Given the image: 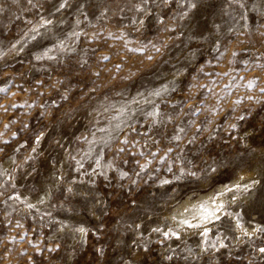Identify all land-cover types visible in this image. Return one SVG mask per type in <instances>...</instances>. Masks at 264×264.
<instances>
[{"label": "rangeland", "instance_id": "1", "mask_svg": "<svg viewBox=\"0 0 264 264\" xmlns=\"http://www.w3.org/2000/svg\"><path fill=\"white\" fill-rule=\"evenodd\" d=\"M60 2L0 0V264H264V0ZM121 120L107 147L78 139ZM89 147L77 171L69 154ZM101 149L111 164L93 172ZM253 181L225 208L243 230L222 215L204 238L168 216L183 196ZM169 226L178 238L152 231Z\"/></svg>", "mask_w": 264, "mask_h": 264}, {"label": "snow or ice", "instance_id": "2", "mask_svg": "<svg viewBox=\"0 0 264 264\" xmlns=\"http://www.w3.org/2000/svg\"><path fill=\"white\" fill-rule=\"evenodd\" d=\"M143 2L146 4V3H148V0H143ZM163 2L166 4L168 2V0H163ZM230 2L233 3V4H238L241 8L244 7V4H243L242 0H230ZM29 3L31 4L32 0H29ZM187 3H188L189 7H195V4L192 3V0H187ZM67 4H68V0H61V2L59 4V7L56 10L59 11L60 9L65 8L67 6ZM2 10L3 9H0V11H2ZM137 10L138 11H142L143 9L138 7ZM186 14L187 13H185V15ZM51 23H52L51 20L44 19L43 16H42L40 23L37 26H35L32 29H30L31 32L35 33V35H32L30 37V39H32V40L36 39V36L40 35L39 29L43 28V27H45L47 25H50ZM141 23H143V21H141ZM25 35L27 36L28 34L26 33ZM20 42L21 41H17L16 44H19ZM16 44L12 45L13 49L16 48ZM152 47L156 51H159V48H156L155 45H152ZM130 51L143 52L144 49L143 48H138V49L134 48V49H130ZM3 55H4V53L2 51H0V58H2ZM233 55H235V53H233ZM39 58L40 57H37V59H39ZM147 58L151 59L152 57L148 56ZM104 59L106 60V59H108V57H104ZM119 67H120V65H117V68H119ZM200 71H203V67H201ZM245 86L248 87V88H252L254 86V81H249ZM168 90H169L168 86L164 85L160 89L153 90L149 95L152 96V97H160L163 94H165ZM6 91H7L6 88H0V93H6ZM261 92H264V88H261ZM248 99H252V97H248ZM145 102L146 103H153V101H151V100H146ZM132 103H138V101L133 100ZM12 107H16V105H12ZM110 107H115V105H111ZM127 108H128L127 105H122L119 108L118 111H119L120 117H126ZM107 110L108 109L105 108V111H107ZM146 116L147 117H152V122H153V124H155V123L158 122L157 118L159 116H161V113H159L157 107H154L153 111L146 113ZM238 118L242 120L243 116H240ZM113 119H116V117H114ZM169 119H171V117H169ZM125 123H126V120H121L120 123H116L111 129H104V128L98 129V131H100V132H107L108 133L106 138H101L100 140H96L95 139V133H93V137H94L93 140L89 141V140H87V137H82V138H78V139H84L89 145H93L95 143H101L105 147H107V146L110 145V142L113 139H115V137L112 135V133L113 132H119L121 130V128H122V125L125 124ZM4 127L7 128L8 125L5 124ZM25 127H27V125H25ZM230 127L234 128V127H236V125L233 124V125H230ZM179 131L182 132V131H184V129L181 128V129H179ZM2 134L3 133H0V135H2ZM15 135H16V133H12L13 137ZM43 135H44V133H42V132L40 134L36 135L35 141H34V143L36 145H38L40 143ZM145 135H146V133H145ZM172 139L179 140L180 136L178 134L174 135L172 137ZM193 139H194V137H193ZM0 142L7 143L6 140L5 141H0ZM122 143L127 144L128 143L127 139L122 141ZM2 150L3 149H0V151H2ZM35 151H36V148L33 147L32 148V152H35ZM93 151H94V149L92 147H89L88 151L83 153L79 160L76 158V156H73V155L69 154L70 159L74 160L76 162V164H77V171H79L80 169H83L84 165H83L82 161L85 158H88V159L92 158ZM118 151H124V149L120 148V149H118ZM168 151H171V149H169ZM155 155H156V153H152L153 157H155ZM102 158H103V149H101L99 155H97L95 157V161L94 162H95L96 167L93 168V172H96L97 168L110 166L111 162H109V165H106V166L102 165L101 164ZM29 159H31V157H29ZM165 159H166V156L165 157H161V162H163ZM146 167H147V162L145 164L141 165V169L142 170L144 168H146ZM168 171H171L170 167L168 168ZM210 171L212 173H215L217 171V168L216 167H211ZM5 172H6V170L0 168V176H4ZM99 174L105 175V177H106V173L101 172ZM181 174L199 178L197 172H195V171H185L183 168L181 169ZM137 175H139V174H137ZM120 176H121V178H123V177L127 176V173L121 171L120 172ZM175 179H180V177L177 176V177H175ZM243 179H244V177L241 176L240 177V181H242ZM133 183H135V181H133ZM161 183H171V181L164 180V181H161ZM255 183H257V182L253 181L251 184H242L240 182H236V183H234L232 185H225L223 188L218 190L214 195L210 196L208 199L203 200V201L193 205L191 208L185 207V209H184V211L182 213H178V215H180L182 217V219H180V221L178 222L176 227L180 228V229H183L186 226L187 228H190V229H200L202 226H204L203 230L199 232V235L201 237L207 238V235H208V232L210 231V229L206 225L211 223V222H213V221L220 220L222 215L233 216L232 213L225 211L226 205L229 204V203H233V202H235L238 199V196L235 193H237V192H248L249 189ZM0 186H2V185H0ZM13 187H14V185H13ZM67 190L69 192L72 191L71 188H68ZM0 194H2V193H0ZM228 197H230V199H228ZM11 198L12 197H10V199ZM15 198L19 199V196H16ZM28 207H33V205L29 204ZM171 219L172 220H176V216H173ZM233 219L236 220L235 226L237 228H241L242 229V225L240 224L239 220L236 219L235 216H233ZM137 227H139V226H137ZM77 231H79L81 233H84L85 229L84 228H78ZM152 231L155 232V233H160L164 239H167L169 237H177L178 238L179 234H180L179 231L174 230L170 226L167 227V230H163L161 227H156V228H153ZM257 231L264 232V228H258ZM245 234H247V233H245ZM210 246L215 247V244H212ZM221 246H223V245H221ZM258 251L261 252V253H264V248H259ZM166 258L169 259V260L172 259V257H170V256L166 257Z\"/></svg>", "mask_w": 264, "mask_h": 264}, {"label": "bare ground", "instance_id": "3", "mask_svg": "<svg viewBox=\"0 0 264 264\" xmlns=\"http://www.w3.org/2000/svg\"><path fill=\"white\" fill-rule=\"evenodd\" d=\"M247 172L244 170L240 173V175L241 176H246V175L248 176L249 173H247ZM212 195H214L213 191L209 190V191H203V192L200 191L194 197L190 196V195L183 196V198L179 199L178 201H176L174 203L172 210L168 212V216L170 217V219L173 216H176V220H173V221H174V223L178 224L180 219H182V217L180 215H178V213H182L184 211L185 207L191 208L193 205H195V204H197L203 200L208 199Z\"/></svg>", "mask_w": 264, "mask_h": 264}]
</instances>
